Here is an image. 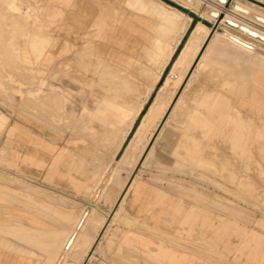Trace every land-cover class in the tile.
I'll return each mask as SVG.
<instances>
[{"label":"rangeland","instance_id":"1","mask_svg":"<svg viewBox=\"0 0 264 264\" xmlns=\"http://www.w3.org/2000/svg\"><path fill=\"white\" fill-rule=\"evenodd\" d=\"M160 1L161 13L157 11L158 15H155L152 9L159 8L158 0H104L107 3L105 5L113 8L118 5L128 10L135 26H143L144 30L139 32L141 37L133 43L117 48L118 51L123 50V53H111L117 54L120 59L107 58L101 65L102 61L97 60L94 46H89L92 42L87 36L79 34L72 36L63 27L64 12L61 9L45 0H0V112L8 116L7 123L0 128V166L11 169L16 165L13 134L8 127L13 113L24 120L34 119L56 134L70 135V142L48 144L57 151L55 157L58 152L68 151L72 166L80 169L94 187L93 192L87 193L86 206L82 207L80 214V216L91 214L89 222L82 230L83 235L80 234L66 251V254L71 255L72 263L73 259L79 262L85 256L84 264H143L150 255L143 249L142 242H152L156 247L159 245L169 247H166L168 249L166 256L167 261L171 263L264 264V113L258 111L256 105L251 103L253 88L249 74L252 67L244 60L246 57L235 62L232 56H218L215 53H209L205 65L198 66L202 53H207L205 49L208 43L216 34L226 30L241 34L253 40L258 48L259 46L264 48L263 41L247 36L242 30L233 29L223 21L224 11L227 9L234 11L239 3H244L250 13L264 14V0ZM16 2L17 4H14ZM216 7L220 10L213 13L217 10ZM115 12V18L123 14V11ZM185 16H191L186 32L179 40L180 44L160 78L154 83L152 79L157 73L154 58H159L160 49L155 47L151 52L143 47L141 33L153 34V25L161 22L167 26L165 34L173 35L172 31L181 29ZM247 17L253 19L248 14ZM198 23L204 24L208 30L195 60L162 90L161 87L163 88L175 61ZM238 23L245 27V24ZM46 32L52 38L49 46L41 36ZM31 35L38 36L36 37L38 40L41 39L36 52L34 47L27 45ZM220 40L228 41L224 38ZM85 46H88L86 50L83 48ZM6 49L11 51H8L9 56ZM235 49L228 46L227 50L233 54L236 53ZM89 50L92 52H88ZM236 50L237 54H242ZM84 52L88 55L86 56ZM97 61L101 64L98 65ZM104 62L109 66L104 68ZM122 76L125 80L121 79ZM88 80L94 81H89L92 85ZM41 85L43 88L39 90ZM106 85L127 86L131 90L128 95L134 102L138 101L142 92L144 94L145 90L151 88L147 99L141 105V112L139 111L121 149L115 155L118 144L110 143V140L117 136L118 128L121 126H110L99 120L96 111L97 105L102 104L106 94ZM157 97L161 102H157ZM205 98L217 100L214 111L218 115L214 114L215 120H208L216 124L215 128L206 134V127L199 126V123L197 126L194 120L189 121L188 134H191L190 125L201 128L194 135L198 145L194 157L201 159L198 164L192 163V160L180 164L168 151L167 136L158 137L159 130L166 119L169 120L166 127L174 128L171 119L192 118L196 114L195 111L187 109L189 104L193 108L200 107L202 105L197 103L204 102ZM14 107L19 109L12 111ZM151 107L155 108L153 123L142 134L134 156L128 163L121 161L125 147L136 136L144 116ZM183 112L185 115L181 117L180 114ZM236 121H241L245 126L240 127L241 133L240 130L239 133L233 131ZM222 123L224 126H221ZM107 141L109 144L105 143ZM181 145H184L185 149L191 144L180 143L178 153L183 149ZM30 148L31 144H26L25 149ZM195 149L194 147L193 150ZM105 167L107 169L102 174ZM97 170L98 174L94 175L93 172ZM112 172L114 173L109 182ZM132 178L140 183L138 190L150 198L149 205L160 207L176 202V212L168 213L170 216L175 214L182 216L183 227L177 228L174 224H170L169 227L167 223L160 224L161 221L150 224L145 215L129 213L125 208L126 201L135 189L131 188L125 198L123 195L126 194ZM16 181L18 180L15 177L8 175V182ZM196 205L210 208L208 207V210L206 207ZM160 215L156 214L159 220ZM156 225L167 227L165 228L167 232ZM211 225L214 228L215 241L220 243V246H217L213 253L207 252L205 247L195 246L194 249L199 251V255H191L189 252L192 249L191 236L196 231L205 234L211 229ZM176 234L184 238H176ZM254 249L260 253L253 255ZM58 259L57 261H63L60 256ZM67 260L66 258L65 261Z\"/></svg>","mask_w":264,"mask_h":264},{"label":"crops","instance_id":"2","mask_svg":"<svg viewBox=\"0 0 264 264\" xmlns=\"http://www.w3.org/2000/svg\"><path fill=\"white\" fill-rule=\"evenodd\" d=\"M45 1L51 4L52 6L61 9L64 12L63 27L68 30L72 36L77 34L86 35L87 38L92 42L93 46L97 48L98 54L106 59H120L117 54L111 53H123V50L118 51L119 49L117 48L123 46L124 44L127 45L129 43H133L135 40L141 37L139 32L144 30L143 26H135L134 19L128 10L124 9L123 7L121 8L118 5L114 8L110 5H105L107 3H105L104 0ZM158 2L159 8L157 9L153 7L155 12H160L161 1L158 0ZM115 11H120V13H122L121 11H123L124 14H119L118 18H115ZM159 23L160 22L155 23V25H153V34H141L143 37L142 45H144L146 49H148V47L149 51H151L154 47L160 49L159 58H154L158 69L157 73H159L160 78L162 71L165 69L166 65L174 54L176 47L178 46V44H180V41H178L177 43V35H171L176 41L173 38L170 39V35L167 37V35H165V29L163 28L165 26ZM154 29L158 34H154ZM88 31L90 35L88 34ZM94 31L95 33L98 32L96 33L97 35L94 33ZM176 33L177 32L175 31L174 34ZM44 34L41 35H43L45 41H47L49 46L52 38L47 35V32ZM34 36L35 35L29 37V42L27 41V45H29V47H36L38 46L37 44H39L38 39L36 38L37 36ZM173 41L176 42V44H173ZM147 43L149 44V46ZM227 49L226 51H224L223 54L216 52L214 53L218 54V56H232L235 62H238L242 57L245 56L246 58H244V60L246 62H249L250 65L252 62H254V60H248L250 58L245 54H237V50L235 48L234 49L236 53L233 54L228 53ZM251 67L252 68L249 76H251V74L253 73L256 74V78L259 80L260 84L259 88H261L260 90L263 92V94L260 95L261 97L258 96V99H255L254 91L252 90L250 97L251 103L256 105L255 108L258 111L264 113V72H254L252 71V65ZM242 75H244V73H242ZM41 81L44 82L43 79ZM42 82L41 84L43 85ZM42 85L40 88H38L39 90H42ZM148 89L144 91V94L142 92V95L139 96V98L137 99L138 101L140 99L139 102H134L132 97H130L129 95H124L130 93L131 90L128 87L127 89H125V87H119L117 85H106L105 87L106 94L102 99V104H98L96 108L97 118L99 120H102L106 124L109 122L108 125L110 126H121L124 129L123 130L121 127H119L120 129L118 128V132L119 130H122V133L119 132V135L115 137V139L119 138L118 140H114V138L110 140L111 142L112 140L115 141L113 142L115 145L121 143L120 149L128 133L130 132V129L132 128L135 120L137 119V116L141 109L139 107L144 103L145 99H147L145 95H149L151 91H149ZM118 96H121L119 98H121L122 101H117ZM205 99L203 100L204 102H198V104L204 105V103H209L210 106L206 105L209 110H216V98L211 99V101L209 99H206L205 101ZM136 106L139 108V111L135 110ZM197 107L198 106L193 108V106L190 105L187 109L191 111H196ZM18 109V107H14L12 108V111H17ZM132 117L134 118L133 120ZM192 118L189 117L183 120H179L178 118L171 119L174 122V128H168L164 123L161 127L162 132L161 130L159 132V138L167 136L168 151L171 155L173 154L176 162H180V164H185L189 160H192V163L194 162L198 164V161L201 159L194 157L198 151V145L195 142L196 140L194 135H196L197 130H201V128H196L190 125L191 134H184L185 130L188 131L189 121H193L190 120ZM7 121L8 116L0 112V128L2 126H5ZM125 123H127L128 126ZM212 124L214 126L209 127V132L212 131L211 129L215 128L216 124ZM8 127L10 128V132L13 134L12 138L15 144L14 150L16 157V165L11 169H7V167L5 166H0V264H84L85 256L79 262H75L73 259L72 263L71 255L69 253L66 254L65 249L60 254L59 248L62 243V240H64L67 235L70 234L69 230H72V226L74 227L75 223L78 221L82 212V207L86 206L85 200L87 198V193H91L94 190V187L89 182L88 177L83 174L80 169L75 166H72L69 152L63 150L62 152H58L57 157H55L57 151L54 150V147L48 144L50 142H70V135L58 133L56 134L54 131L49 130L45 127V125L40 124L36 120L31 118H28L26 120L21 119L17 116L16 113H13L11 115ZM4 137H6V131L4 133ZM40 138L43 140H40ZM119 140H121L122 142H120ZM35 143L37 146H35ZM180 143H190L191 145L190 147L185 148L186 150L183 148L179 153H177L175 151V148H177ZM26 144H31L30 150L25 149ZM194 147L196 148L195 150H193ZM106 167L104 168L102 174L105 172ZM98 171L99 170L94 171L93 174H98ZM8 175L10 177H15L18 181L21 182H8ZM139 186L140 183L136 181L133 183V186L129 185V188L126 191L125 197L131 188L135 189L132 194H129L126 201L125 208L129 213L135 215H145L148 218V222L150 224H157V221H161L160 224L167 223L169 227L170 224H174V227L177 228L183 227V223L181 222L182 216L180 217L176 214L174 216L169 215L170 212H176V202L163 204L160 207L149 205L150 198L148 199L144 193H141V190H138ZM179 206L181 207L180 204ZM196 206L210 208V206ZM157 213L161 214L160 220L156 218ZM156 226L166 231L165 228L167 227H162L160 225ZM30 227H33L37 231V235H35L36 232H34V229H32L33 232L30 231ZM24 228L27 229L26 231H28L29 236L31 235L30 232L33 236L31 235L30 237H25L26 239H23H25L26 242L27 239L29 240L28 242H36L35 244H33V246L30 244L31 242L29 243V245L28 242L24 243L25 240L22 241L23 235H27V232ZM210 228L211 229L206 231L205 234L204 232L200 231H196V233H193V235L191 236L192 249L189 251L191 255H199V251H196L194 249L195 246L205 247L206 251L210 253H213L217 246H220V243H217L215 241V232L213 225H211ZM40 231L42 235L38 233ZM53 231H55V233ZM49 232H51V234ZM175 236L179 239L184 238V236H180L177 234ZM53 237L58 240L56 242L57 245H53ZM38 241L40 242V244ZM37 243L39 245H37ZM50 243H52V245H50ZM142 243L143 249L147 252L148 255H150L149 258L146 259L147 261L143 264H184L178 262L171 263L167 261L168 256H166V251L168 250L167 248H169L168 246L159 245L158 247H156L152 245V242ZM34 245L39 247H35ZM252 253L253 255H257L260 252L255 249ZM58 256H60V259L63 261H57L59 260ZM66 258L68 259L67 261H65ZM190 264L199 263L193 262Z\"/></svg>","mask_w":264,"mask_h":264},{"label":"bare ground","instance_id":"3","mask_svg":"<svg viewBox=\"0 0 264 264\" xmlns=\"http://www.w3.org/2000/svg\"><path fill=\"white\" fill-rule=\"evenodd\" d=\"M131 1V0H130ZM133 1V0H132ZM222 2H225L224 0H221ZM14 4H17V2L16 3H14ZM148 5V4H147ZM141 6V5H140ZM144 7V6H143ZM166 7V6H165ZM217 8V10H214L215 12H213V13H217L218 12V10H220V8H218V7H216ZM147 10L149 9V8H146ZM175 9V8H174ZM46 10V9H45ZM53 10V9H52ZM154 10V8L152 9V11ZM179 11V10H178ZM234 11H236V12H234ZM234 11H230V10H225L224 12H225V16H224V18H223V21H226V23L228 24V26H230V27H232L233 29H237V30H242L243 32H245L246 33V35L247 36H250V37H252V38H255V39H257V40H260V41H263L264 42V40L263 39H261L260 38V36H262V37H264V14L263 13H257V12H251L250 13V11H249V9L246 7V5H244V3L242 4V3H239L238 5H236L235 6V9H234ZM149 12H150V10H149ZM180 12V11H179ZM153 13V12H152ZM182 13V12H181ZM124 14V13H123ZM157 13L155 12V15H156ZM247 14L248 15H250L253 19H250L249 17H247ZM158 15V14H157ZM160 15V14H159ZM185 15V14H184ZM218 15V14H217ZM152 16V15H151ZM214 16H215V14H214ZM155 17V16H154ZM191 17V16H190ZM189 16H185V18L183 19V23H182V27H181V29L179 28L176 32V34H173L174 36L175 35H177V43H178V41L180 40V38L185 34V32H186V29H187V27H188V25H189V21L191 20V18H190ZM216 17V16H215ZM218 17V16H217ZM21 18V17H20ZM156 18H157V16H156ZM164 18V17H163ZM49 19V18H48ZM168 19V18H167ZM51 20V19H50ZM163 20V19H162ZM227 20H230V21H232V22H234L235 24H236V26H234V25H232V24H229L228 22H227ZM57 21H58V19H57ZM164 21V20H163ZM26 22V21H25ZM35 22V21H34ZM117 22H119V21H117ZM237 22V23H236ZM238 22H240V23H242V24H245V27L244 26H242V25H240ZM161 23V22H160ZM159 23V24H160ZM158 24V25H159ZM161 24H163V23H161ZM55 25V24H54ZM101 25V24H100ZM155 25V24H154ZM157 25V26H158ZM102 26V25H101ZM100 26V27H101ZM164 26V25H163ZM247 26V27H246ZM175 27H177V26H175ZM102 28V27H101ZM100 28V29H101ZM156 28V27H155ZM164 29L165 28H167V26L166 27H163ZM194 28V27H193ZM90 30V29H89ZM155 30V29H154ZM173 30V29H172ZM171 30V31H172ZM207 30H208V28L204 25V24H202V23H198L197 25H196V27L192 30V32H191V34H190V36H189V38L187 39V42L185 43V45H184V47L182 48V51H181V53L179 54V56H178V58H177V60L175 61V63H174V65H173V67H172V69H171V71H170V73H169V75H168V78L166 79V82L164 83V86H163V88L161 87V89L162 90H164L165 88H167L168 87V85L171 83V82H173L175 79H176V77L179 75V73L183 70V69H185L186 68V66L189 64V65H191L192 64V62L195 60V57H196V53L199 51V49H200V46H201V44L204 42V40L206 39V37H207ZM52 31V30H51ZM50 31V32H51ZM96 31V30H95ZM95 31H94V33H95ZM131 31V30H130ZM137 31H139V30H137ZM34 32V31H33ZM40 33V31H37V33ZM92 32V31H91ZM173 33H174V31H172ZM172 32H171V34H172ZM36 33V32H35ZM66 33H68V32H66ZM76 33V32H75ZM93 33V32H92ZM96 33H98V32H96ZM95 33V34H96ZM155 33H157L156 32V30L154 31V34ZM83 34V33H82ZM88 34H89V31H88ZM100 34V33H99ZM158 34V33H157ZM253 34H256L257 36L255 37V36H253ZM45 35V34H44ZM67 35V34H66ZM90 35V34H89ZM92 35H94V34H92ZM97 35V34H96ZM95 35V36H96ZM161 35H162V33H161ZM166 35V34H165ZM165 35H164V37H165ZM167 35H169V34H167ZM32 36V35H31ZM41 36H43V35H41ZM40 36V37H41ZM68 36V35H67ZM159 36V35H158ZM171 36V35H170ZM34 37H36V35L34 36ZM38 37V36H37ZM149 37V36H148ZM163 37V36H162ZM161 37V38H162ZM163 37V38H164ZM5 38V37H4ZM154 38V37H153ZM171 38H173L174 39V37H170V39ZM221 38H224V39H227L228 41H225V40H220ZM39 39V38H38ZM43 39V38H42ZM151 39H152V37H151ZM168 39V38H167ZM34 40V39H33ZM41 40V39H40ZM40 40H38V43L40 42ZM175 40V39H174ZM216 40V42L214 43V41ZM217 40H218V42H217ZM0 41H1V38H0ZM3 41V40H2ZM43 41L45 42V39H43ZM176 41V40H175ZM29 42V41H28ZM174 42V41H173ZM3 43V42H2ZM211 43V44H210ZM210 43H208V45H207V47H206V49H205V51H207V53H202V56H201V58L199 59V65L198 66H204L205 65V61H206V58L209 56L208 54L210 53H214V52H216V53H220V54H223L224 53V51H226V49H227V47L228 46H232V47H234V48H236V49H238L239 50V52H241L242 54H245V55H247L250 59H248V60H254V62H252L251 63V65L253 66V70L252 71H254V72H259V71H263L264 72V48H260V46H259V48H258V45L253 41V40H251V39H248V38H246V37H243L241 34H238V33H234V32H230V31H228V30H226V31H223V32H220V33H218V34H216L214 37H213V39L211 40V42ZM4 44V43H3ZM8 44V43H7ZM19 44V43H18ZM32 44V43H31ZM37 44V43H36ZM36 44H35V46H36ZM48 44V43H47ZM88 44V43H87ZM148 44V43H147ZM155 44V43H154ZM173 44H176V42H174ZM212 44H214V46H212ZM33 45V44H32ZM37 45H39V44H37ZM41 45V44H40ZM31 46V45H30ZM89 46H93L92 44L91 45H89ZM144 46V45H143ZM148 46H149V44H148ZM209 46V47H208ZM4 47V46H3ZM2 47V48H3ZM28 47H29V45H28ZM34 46H32V48H33ZM37 47V46H36ZM36 47H34L35 48V52L36 51H38L37 49H36ZM42 47V46H41ZM88 46H85V47H83V48H85V50H86V48H87ZM145 47V46H144ZM152 47V46H151ZM92 48V47H91ZM90 48V49H91ZM94 48V54L97 56V60L98 61H102L101 63L100 62H98L97 61V64L98 63H100L101 65H103V60H105L106 58H104L103 56H101V55H99L98 54V52H97V48L94 46L93 47ZM155 48V47H154ZM40 49V48H39ZM148 49H149V47H148ZM7 50V49H6ZM88 50V49H87ZM144 50V49H143ZM171 50V49H170ZM4 51V50H3ZM8 51H10V50H7V52ZM40 51V50H39ZM78 51V50H77ZM82 51V50H81ZM149 51V50H148ZM159 51V50H158ZM172 51V50H171ZM204 51V52H205ZM11 52V51H10ZM29 52V51H28ZM76 52V51H75ZM80 52V51H79ZM79 52H78V54H79ZM83 52V51H82ZM88 52H92V50H89ZM101 52V51H100ZM152 52V51H151ZM155 52V51H154ZM14 53V52H13ZM40 53V52H39ZM85 53V52H84ZM156 53V52H155ZM172 53V52H171ZM7 54V53H6ZM8 56H9V52H8V54H7ZM6 55V56H7ZM11 55V54H10ZM30 55V54H29ZM31 55H32V53H31ZM84 55V54H83ZM82 55V56H83ZM85 55H86V53H85ZM84 55V56H85ZM88 55V54H87ZM86 55V56H87ZM90 55H92L91 53H90ZM158 55V54H157ZM170 55V54H169ZM12 56H14V55H12ZM107 56V55H106ZM105 56V57H106ZM81 57V56H80ZM140 57V56H139ZM148 57V56H147ZM169 57V56H168ZM167 57V58H168ZM246 57V56H245ZM64 58V57H63ZM170 58V57H169ZM96 58H94V60H95ZM145 60H147V58L145 59ZM96 61V60H95ZM74 62V61H73ZM77 62V61H76ZM109 62H111V61H109ZM64 63V62H63ZM79 63V62H78ZM80 63H82V62H80ZM79 63V64H80ZM105 63V62H104ZM108 63V62H107ZM135 63V62H134ZM137 63V62H136ZM167 63V62H166ZM165 63V64H166ZM77 64V63H76ZM84 64V63H83ZM89 64V67H90V64H91V62L90 63H88ZM94 64V63H93ZM96 64V65H97ZM110 64V63H109ZM85 65V64H84ZM83 65V66H84ZM99 65V64H98ZM113 65V64H112ZM163 65V64H162ZM61 67H62V65H60ZM76 66V65H75ZM79 66V65H78ZM81 66H82V64H81ZM94 66V65H93ZM105 66H109L108 64L106 65V63L104 64V68H105ZM87 67V66H86ZM86 67H85V69H86ZM88 67V68H89ZM95 67H98V66H95ZM111 67V66H110ZM110 67H108V70H110ZM113 67V66H112ZM163 67V66H162ZM164 68V67H163ZM198 68V67H197ZM53 69V68H52ZM57 69H58V67H57ZM83 69V68H82ZM106 69H107V67H106ZM146 69H148V67L146 68ZM199 69V68H198ZM197 69V70H198ZM202 69V68H201ZM212 70H213V68H211ZM62 70V69H61ZM77 70V69H76ZM87 70V69H86ZM85 70V71H86ZM116 70V69H115ZM114 70V71H115ZM158 70V69H157ZM163 70V69H162ZM208 70V69H207ZM57 71V70H56ZM78 71V70H77ZM88 72H89V70H87ZM97 71V70H96ZM127 71V70H126ZM214 71H215V69H214ZM63 72V71H62ZM61 72V73H62ZM67 72V71H66ZM81 72V71H80ZM87 72V73H88ZM102 72V71H101ZM109 72V71H108ZM140 72V71H139ZM146 72V71H145ZM148 72V71H147ZM149 72H150V69H149ZM194 72V71H193ZM197 72V71H196ZM204 72V71H203ZM206 72V71H205ZM48 73V72H47ZM93 73V72H92ZM96 73V72H95ZM144 73V72H143ZM195 73V72H194ZM228 73V72H227ZM66 74V76L68 75L67 73H65ZM135 74V73H134ZM140 74H142L141 72H140ZM193 74V73H192ZM192 74H191V76H192ZM211 74V73H210ZM216 74V73H215ZM98 75V74H97ZM122 75H124V73H122ZM126 75V74H125ZM145 75V74H144ZM84 76V75H83ZM130 76V75H129ZM137 76H139V75H137ZM143 76V75H142ZM119 78L121 77V76H118ZM141 77V76H140ZM147 77H148V75H147ZM190 77V76H189ZM206 77V76H205ZM225 77V76H224ZM92 78V77H91ZM125 78V77H124ZM146 78V77H145ZM158 78H159V73H155V76H154V79H152V81L154 80V83L158 80ZM222 78V77H221ZM82 79V78H81ZM80 79V80H81ZM121 79H123V76H122V78ZM123 80H125V79H123ZM128 80V79H127ZM82 81V80H81ZM89 81H93V80H88V82ZM114 81V80H113ZM151 81V82H152ZM209 81V80H208ZM86 82V81H85ZM94 82V81H93ZM103 82V81H102ZM250 82H251V86H252V88H253V91H254V98L255 99H258V96H260L261 94H263V92L260 90L261 88H259V86H260V84H259V80L256 78V74L255 73H253V74H251V76H250ZM87 83V82H86ZM90 84H91V82H89ZM88 83V84H89ZM114 83V82H113ZM128 83V81H126V84ZM153 83V82H152ZM152 83H150V86H151V84ZM85 84V83H84ZM92 85V84H91ZM118 85V84H117ZM141 86H143V85H141ZM104 87V86H103ZM140 87V86H139ZM107 88H109V87H107ZM152 88H154V87H152ZM125 89H127V86L125 87ZM130 89V88H129ZM110 90H112V89H110ZM116 90V89H115ZM149 91L151 90V88H149L148 89ZM120 92V91H119ZM122 93V92H121ZM124 93V92H123ZM149 93V92H148ZM39 94V93H38ZM56 94V93H55ZM54 94V95H55ZM117 95V94H116ZM124 95H128V93L127 94H124ZM122 96V95H121ZM121 96H118L117 97V101H119L120 102V100H121V98H119V97H121ZM134 96V95H133ZM147 94L145 95V97L147 98ZM50 97V96H49ZM53 96H51V98H52ZM261 97V96H260ZM54 98V97H53ZM123 98V97H122ZM158 98V100H157V102H159L160 100H159V97H157ZM183 98V97H182ZM181 98V99H182ZM253 98V99H254ZM263 98V97H262ZM261 98V99H262ZM180 99V100H181ZM260 99V98H259ZM52 100V99H51ZM131 100V99H130ZM146 100V99H145ZM122 101V100H121ZM127 101V100H126ZM125 101V102H126ZM139 101H140V99H139ZM139 101H136V102H139ZM171 101V100H170ZM205 101H206V99H205ZM208 101V100H207ZM211 101V100H210ZM53 102H54V100H53ZM131 102H133V101H131ZM130 102V103H131ZM161 102V101H160ZM196 102V101H195ZM213 102V101H212ZM129 104V103H128ZM133 104V103H132ZM198 104V103H197ZM260 104V103H259ZM40 105V104H39ZM135 105V104H134ZM179 105V104H178ZM177 105V106H178ZM131 106V105H130ZM137 106H139V105H137ZM135 107V110H137V111H139V108H142L141 106L138 108V107ZM189 106H190V104H189ZM207 106H210V105H207ZM206 105H205V103H204V107H203V105L202 106H200V107H197V110L194 112L196 115H194V117L191 119V120H194V121H196V125L198 126V123H199V126L201 125V127H206V129L207 130H205V132H206V134L207 133H210L209 132V127H213L214 125L212 124V123H210L208 120H210V119H212V120H215V119H213L214 118V114H215V111L214 110H209V108L207 107ZM261 106V105H260ZM36 107V106H35ZM39 107V106H38ZM126 107V106H125ZM154 107V106H153ZM173 107H174V105H173ZM172 107V108H173ZM55 108V107H54ZM57 108V107H56ZM176 108V107H175ZM174 108V109H175ZM134 109V108H133ZM162 109H163V107H162ZM55 110V109H54ZM57 110V109H56ZM134 110V111H135ZM232 110V109H231ZM164 111V110H163ZM174 111V110H173ZM219 111V110H218ZM225 111H226V109H225ZM228 111V110H227ZM39 112V111H38ZM118 112V111H117ZM141 112V111H140ZM193 112V111H192ZM220 113V112H219ZM135 114H136V112H135ZM190 114V113H189ZM217 114V113H216ZM215 114V115H216ZM109 115V114H108ZM133 115V114H132ZM181 115V117L182 116H184L185 115V113L183 112V114H180ZM179 115V116H180ZM218 115V114H217ZM154 116H155V108H152L151 107V109L148 111V113H146V115L144 116V118H143V120H142V122H141V124H140V127H139V129H138V131H137V134H136V136L131 140V142L125 147V149H124V151H123V155H122V158H121V161L123 160V161H125L126 163H128V161L134 156V152H135V150H136V148H138V141L140 140V138H141V136H142V134L144 133V131H146V130H148L149 129V126L153 123V121H154ZM161 116H162V114H161ZM136 117V116H135ZM138 117V116H137ZM109 118V117H108ZM129 119V118H128ZM134 118L132 117V120H133ZM161 119V118H160ZM158 120V119H157ZM116 122V121H115ZM114 122V123H115ZM169 122V120L168 119H166V122H165V124H167ZM109 123V122H108ZM107 123V124H108ZM124 123V122H123ZM120 124V123H119ZM126 125H127V123H125ZM241 124V125H240ZM195 125V126H196ZM128 126V125H127ZM221 126H224L223 125V123H222V125ZM245 127L244 125H243V123L241 122V121H236L235 122V127H234V129H233V131L234 132H237V133H239V130L241 129V128H243V127ZM241 127V128H240ZM122 128V127H121ZM219 128H220V126H219ZM120 129V128H119ZM123 129V128H122ZM162 129V128H161ZM160 129V130H161ZM184 129V128H183ZM221 129V128H220ZM124 130V129H123ZM159 130V131H160ZM211 130H214V129H211ZM109 131V130H108ZM111 132H112V130H110ZM122 131V130H121ZM120 130H119V132L120 133H122ZM127 131V130H126ZM114 132V131H113ZM119 132H118V134H116V135H119ZM161 132H162V130H161ZM182 132V131H181ZM107 133V132H106ZM240 133H241V130H240ZM108 134V133H107ZM110 134H112V133H110ZM184 134L185 135H190V134H188L187 133V130L184 132ZM260 134V133H259ZM83 135H85V134H83ZM160 135V134H159ZM183 135V134H182ZM86 136H87V134H86ZM107 136V135H106ZM121 136V135H120ZM123 136V135H122ZM97 137V136H96ZM159 137V136H158ZM187 137V136H186ZM88 138V137H87ZM86 138V139H87ZM90 138V137H89ZM105 138H107V137H104V139ZM124 138V137H123ZM91 139V138H90ZM109 139V138H108ZM112 139V138H111ZM117 140L119 139V138H116ZM115 138H114V140H116ZM122 139V138H121ZM88 140V139H87ZM100 140V139H99ZM255 140H257L256 138H255ZM106 141V140H105ZM120 142H122L121 140H119ZM99 142V141H98ZM112 142H115V141H113L112 140ZM112 142H110V143H112ZM179 142V141H178ZM178 142H177V144H178ZM89 143V142H88ZM87 143V144H88ZM100 143H101V141H100ZM105 143H108V141L107 142H105ZM104 143V144H105ZM98 144V143H97ZM109 144V143H108ZM107 144V145H108ZM106 145V144H105ZM106 145V146H107ZM99 146H101V145H99ZM102 146H103V144H102ZM120 146H121V143H118V146H117V151H115L114 152V155L118 152V150L120 149ZM183 148L185 147L184 145H181ZM260 146V145H259ZM97 147V146H96ZM104 148H105V146H104ZM178 148H179V145H178V147L177 148H175V151L178 153ZM254 148V147H253ZM103 149V148H102ZM105 150V149H104ZM103 150V151H104ZM256 150V149H255ZM90 152V151H89ZM93 152V151H92ZM142 152V151H141ZM174 152V151H173ZM91 153V152H90ZM92 154V153H91ZM94 154V153H93ZM96 154V153H95ZM173 155V154H172ZM87 156V155H86ZM93 157V156H92ZM120 161V162H121ZM121 163H123V162H121ZM125 163V164H126ZM263 164V163H262ZM123 165V164H122ZM264 165V164H263ZM107 169V168H106ZM113 171H114V169H112ZM106 171V170H105ZM113 173L114 172H112L111 174H110V176H109V182L111 181V179H112V175H113ZM104 177L105 176H103V179H104ZM131 182H129V184H130V186H133V183L134 182H136V179L134 178H132L131 180H130ZM125 183H126V181H125ZM32 189V188H31ZM30 189V190H31ZM48 196V195H47ZM124 197H125V195H123ZM45 197H46V195H45ZM48 198V197H47ZM204 198V197H203ZM62 201V200H61ZM18 203V202H17ZM204 205V204H203ZM18 208V207H17ZM42 212V211H41ZM119 213V212H118ZM41 214V213H40ZM43 215V214H42ZM91 215V214H90ZM90 215L89 216H86V215H84V216H80L79 217V219H78V221L75 223V227H74V229H72V230H69V232H70V234H68L67 235V237L62 241V244L60 245V254L63 252V250L65 249L66 251H68L70 248H71V245L74 243V240L76 239V238H78V236L80 235V234H82V230H84V227H86V225L88 224V222H89V219H90ZM50 218V217H49ZM91 218H93V217H91ZM6 219V218H5ZM8 220V219H7ZM10 220V219H9ZM20 220H21V218H20ZM13 222V221H12ZM15 222V221H14ZM22 222V221H21ZM19 224V223H18ZM10 225V224H9ZM20 226V225H19ZM21 226H22V223H21ZM20 226V227H21ZM29 226V225H28ZM24 227V226H23ZM27 227V226H26ZM64 227V226H63ZM73 227V226H72ZM12 228V227H11ZM28 228V227H27ZM7 229H9V228H7ZM25 229V231L27 230L26 228H24ZM31 229V230H30ZM30 231H32V229H34L33 227L31 228L30 227ZM12 230V229H11ZM22 230V229H21ZM35 230V229H34ZM37 230H38V228H37ZM9 231V230H8ZM24 231V232H25ZM51 231V230H50ZM27 233V235H23V237H22V241H24L26 238L25 237H30L31 235H32V233L30 232V236H29V234H28V231H26ZM33 232V231H32ZM34 232H36L35 233V235H37V231L35 230ZM54 233H55V231H53ZM58 232V231H57ZM19 233V232H18ZM18 233H16V234H18ZM38 233H40L41 235H42V233H41V231L40 232H38ZM50 234H51V232H49ZM15 234V235H16ZM22 234V233H21ZM54 235V234H53ZM83 235V234H82ZM5 236V235H4ZM19 236V235H18ZM33 236V235H32ZM48 236H49V234H48ZM56 236V235H55ZM85 236V235H84ZM23 238H25V239H23ZM21 239V238H20ZM19 239V240H20ZM53 240H56V241H53V245H57L56 244V242L58 241L57 239H55L54 237L52 238ZM29 240L27 239V242H28ZM26 242V240L24 241V243H27ZM31 242V241H30ZM30 242H28V244L30 243ZM39 242V241H38ZM70 242V243H69ZM36 243V242H35ZM35 243H33V241L30 243L32 246H33V244H35ZM29 244V245H30ZM39 244H40V242H39ZM38 243H37V245H39ZM69 244V245H68ZM50 245H52V243H50ZM35 247H39V246H36V245H34ZM38 249V248H37ZM133 250V249H132ZM255 250V249H254ZM65 251V252H66ZM135 251V250H134ZM137 252V251H136ZM57 256V255H56ZM47 263V262H46ZM51 264V263H50Z\"/></svg>","mask_w":264,"mask_h":264},{"label":"water","instance_id":"4","mask_svg":"<svg viewBox=\"0 0 264 264\" xmlns=\"http://www.w3.org/2000/svg\"><path fill=\"white\" fill-rule=\"evenodd\" d=\"M219 18H220V17H219ZM222 18H223V16H221L220 19H222ZM227 22H228L229 24H232V25L236 26V24H235L234 22L230 21V20H227ZM253 36L256 37L257 35H256V34H253ZM260 38L264 40V37L260 36ZM69 243H70V242H69ZM68 245H69V244H68Z\"/></svg>","mask_w":264,"mask_h":264}]
</instances>
